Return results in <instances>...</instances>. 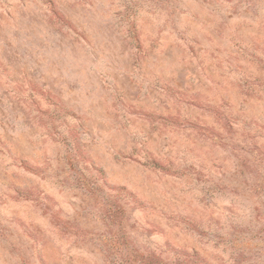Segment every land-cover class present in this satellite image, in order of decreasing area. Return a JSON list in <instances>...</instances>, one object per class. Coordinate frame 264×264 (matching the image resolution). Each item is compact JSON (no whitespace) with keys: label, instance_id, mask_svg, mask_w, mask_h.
<instances>
[{"label":"rangeland","instance_id":"obj_1","mask_svg":"<svg viewBox=\"0 0 264 264\" xmlns=\"http://www.w3.org/2000/svg\"><path fill=\"white\" fill-rule=\"evenodd\" d=\"M0 264H264V0H0Z\"/></svg>","mask_w":264,"mask_h":264}]
</instances>
